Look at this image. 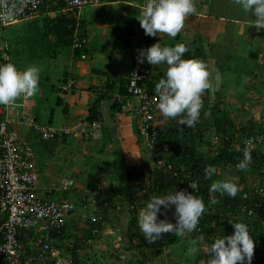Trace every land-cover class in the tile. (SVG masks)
Segmentation results:
<instances>
[{"label":"trees","instance_id":"trees-1","mask_svg":"<svg viewBox=\"0 0 264 264\" xmlns=\"http://www.w3.org/2000/svg\"><path fill=\"white\" fill-rule=\"evenodd\" d=\"M61 3L62 1H59L58 5ZM47 5L50 12L58 10L54 17H51L49 13H41V15L30 20L27 24V30L31 31V35L28 37L32 41L28 45L33 47L32 50H35V55L31 59L36 61L47 57L57 58L62 51L67 50L69 53L66 61L67 66L54 76V81L51 84H49L50 80L48 77L46 81L41 77L40 82L44 83H39V87L41 85L43 88L45 87L47 94L46 96H41V102L38 103L39 106L32 120L34 124L32 127L27 123L31 116L30 109H23L21 106L20 115L16 114L18 110H13V116L8 115L5 110L2 117L4 118L7 114L20 131L22 130L26 137L33 141V147L37 152L48 154L50 159L56 155H61V163H58L59 168H63L69 163L70 165L76 164L77 158L78 160L79 157L81 158L78 164L82 170L80 175L74 180L73 191H76L77 196L83 200V204L86 203V206L89 209H93L97 216L95 220L88 216L87 220L80 221L78 224L80 225L79 229L76 230L74 237L72 236L71 238L77 239L82 243L88 239L92 242L100 241L102 236L104 237L103 234L106 233L108 223H112V228L114 227L115 230L119 228L117 231L119 233L114 237V243H122L123 241V246H126L129 251L134 249L152 251V253H156L154 257L159 260L163 259V253L165 252L169 255L170 261H175V264H178L179 260H183L181 262L184 264H209L212 254H208V248L204 240L207 237L210 240L220 235L233 234V223L243 222L249 226L250 233L256 244L252 264H264V196L255 193L245 199L242 194L232 198L227 195L221 196L218 192H210L211 184L219 180L218 178L222 175L224 176V173L233 174L237 172L243 175V171L238 170L236 164L243 159L245 151L250 152L252 156L250 171L257 177L255 180L259 185L264 186V149L257 148L255 150L256 146L251 149L249 145L244 146L241 144L240 146L238 143V149L230 150L232 147H230L232 133H235V135L238 133L241 136L250 135L252 133L251 127L254 128L257 125L247 126L241 124L239 128L236 126L239 121L233 117L237 116L233 109L235 104H232L227 112L224 109L217 108V106L211 107L208 100H203L204 106L201 109V116L194 128L182 125L180 118L179 125L170 124L161 131L157 138L151 137L146 143H143L142 151L147 152L146 155L143 157L138 156V159L133 163L132 160L135 159V155L138 153H131V150L128 152V156L118 153L115 155L114 160H104L102 162L104 163L103 166L102 163L96 165L99 178H95L93 173H96V171L91 174L90 171L96 168L88 166V164L85 165L83 160L90 153L105 155L109 153V148L115 149L116 152L122 149V146L116 142L115 136L106 127L102 106L105 101L113 104L111 107L113 109L119 105L117 100L114 99L113 91L119 88L118 92L125 94L129 83L128 77H118L116 80L106 79L105 83L92 85L91 89L87 91L88 94L91 91L93 92H91L89 105H87V109L85 108L86 110L83 108L86 113L77 114L76 107H78L79 102L70 97L79 90L77 88L79 81L73 77L72 71L75 72V70L72 69L77 66L78 62L86 63L99 59L98 57H88L91 51L97 48L95 43L97 41L94 40V37L90 38L88 19L83 16H77L76 13L71 11L62 12L59 10V6L53 4L52 1H49ZM108 12L112 14L109 19H113V16L117 14L112 9H109ZM9 28L12 29V27L2 26L0 22V29L4 30V41L8 44L10 39H12L15 42V46L19 45L25 37H20L21 34L17 32L18 30H13V32ZM115 34L120 39L118 33ZM263 36L261 35V37ZM147 40L151 45L160 42L162 46H165L161 42L160 37L147 35ZM115 46L121 47L118 43ZM112 48L115 47L112 45ZM14 53L18 54L19 51ZM251 56L257 58L259 54L252 52ZM183 58L201 59L210 66L206 55L199 49L194 51L189 49ZM9 62H14L20 70L26 69L23 66L22 58L12 57V53L6 51L4 56L0 57V64ZM142 64L149 67L154 66L155 74L148 73L150 79L148 91L154 92L155 85L160 81L158 77L166 73L164 65L163 63L151 65L146 59ZM231 64L218 62V68L220 70H231V66H233ZM133 73L134 69L131 68L128 75L132 76ZM139 73L142 72L140 71ZM236 73V85L242 81V77L247 79L249 76L253 77L255 81L259 80L262 82L261 75L254 68H243V72H239L237 69ZM94 74L96 76L100 75L97 72H94ZM100 78L104 79L103 76ZM81 92H83V89H81ZM52 98H54L53 106H51L52 103L50 101ZM22 100L23 98L17 99L14 102L15 105H18V102ZM237 102L241 103L238 99ZM120 109L119 105L118 110ZM263 124L264 119L260 128H263ZM34 126H39V129L34 128ZM43 129L50 132L49 137H44L45 131ZM210 130H213V132L210 133ZM213 136L221 138V142L222 138L226 139L228 136L231 138L224 142V149L220 146L218 155L205 150V147L210 145ZM140 137L143 136L140 135ZM142 139H137V143L144 142ZM127 157L131 158V161H127ZM158 162L163 163L160 164ZM132 164L133 167L131 168ZM209 165L214 166L217 172L210 179H207L205 178L204 169ZM220 168L222 172H220ZM123 176L125 180L121 186L113 188L114 180H121ZM244 176L245 174L242 176L243 179ZM103 178L108 180V184L107 187L102 189L99 188V185L102 184ZM147 180L150 182L147 183ZM193 182L197 183L196 189L190 187ZM80 188L87 189L82 191ZM246 188L249 187L247 186ZM175 190H185L203 198L206 211L201 216L194 232L186 233L182 238L176 237L173 233H165L162 234L161 239L154 243H149L143 237V233L138 226L139 211L153 196L164 195ZM247 191H250V189L245 190V192ZM212 200H215L216 203H211ZM245 208L254 210L253 216L248 217L247 211H243ZM125 211L128 214V221H126L124 230H121V224L118 226L115 222L119 220L113 218V215L121 216ZM5 218V214L0 209V240L3 236ZM159 218L175 223V207L173 206L172 209L168 210L166 215L162 213ZM67 224L69 226L72 224L70 218L67 220ZM66 230L67 227L59 232L54 230L51 235L56 243H59L58 241L62 242L68 237ZM201 236L204 237L202 242L198 239ZM79 241L78 243L80 244ZM194 241L196 246L199 247V251L190 253L189 249L193 247ZM100 246L108 247L110 243L104 242ZM177 246L180 247V253L175 251ZM77 248L75 247L72 250V256L74 264H81ZM22 250L24 251L25 249ZM139 260L138 263L141 264L142 262ZM149 261L153 262L152 264H158L152 258Z\"/></svg>","mask_w":264,"mask_h":264},{"label":"clouds","instance_id":"clouds-1","mask_svg":"<svg viewBox=\"0 0 264 264\" xmlns=\"http://www.w3.org/2000/svg\"><path fill=\"white\" fill-rule=\"evenodd\" d=\"M20 3H23V0H19V3L14 2V0H0V17L7 19L14 18L19 12L23 11ZM101 3L102 0L99 5ZM235 3L238 4L244 10V12L254 14L256 19L254 20L255 22L253 25L258 29L261 35H264V0H235ZM196 11L197 8L195 0H145V6L139 21L141 27L145 30L146 35L153 37L156 36L158 38V33H164L169 37L175 38L182 32V29H184L186 18L189 15L195 14ZM30 20H21L13 24L6 25L5 27L13 28V26L19 23H29ZM229 23L231 24V22ZM262 38L264 39V36ZM188 51L189 49L185 43H176L175 46H162L160 42L154 45H151L148 42L138 53L133 55L134 62L132 64V68L134 69V72H140V69L144 68L150 70L149 74H155L154 66L149 67L142 63L145 62V59L151 65H160L163 63L166 73L163 74V76L158 77L160 81L155 85V91H148V87H150V79L148 77L149 80L140 78L136 79L137 85L141 88V92H136V87L131 84L132 79L134 78L133 73L132 76H127L129 83L127 85V92L125 94L119 93L116 90L113 91L114 99L117 100L121 109L118 110L119 105L116 107L117 109L111 108L113 104H110L107 101H105L103 104V106L105 105L109 110L115 111L117 113H122L125 109L124 106L128 107L125 113L128 114L129 112L133 116L134 133L136 138H144L142 139L144 142L138 143L137 157H143L141 153L143 150V143H146L151 137L157 138L161 131L166 129V126L170 124L179 125L180 118V123L182 125H186L188 128H194L200 119L201 109L204 106V101L208 100L211 107L217 106V108L224 109L227 112L229 111L232 104L236 105L238 103L236 96L234 95L235 89L232 87V91L224 90V87L222 86L224 78H219V75L224 74L226 70H220L218 68V63L210 64L209 62L210 66H208V64L201 59L183 58L184 54ZM262 55H264V53ZM136 56H139V62L141 66L140 69H137L136 67ZM40 73L41 69L37 65H31L24 70H20L14 62L0 64V106L3 108L4 112L5 105L11 104L8 111L9 113L7 114L13 116L14 113L12 106L15 105L14 102L21 97L24 98L21 102H18V105L23 109L29 110L28 97L34 96L38 92L39 82L41 79ZM145 93L150 97L158 95L159 103L157 109L154 107L151 109L149 108V112L152 114V117L148 119L150 127H148L146 131H143L141 124L142 118L145 117V113L142 107L145 104V100L141 95H145ZM25 103L27 104V108L24 106ZM233 109L235 110L236 115L239 116V110H237L235 106ZM244 112L245 109L242 112V116L244 117L241 118L240 121L239 117H233L239 121V124L236 125L239 128L241 127V124L247 126L257 125L254 128L251 127L250 130H252V133L250 135L241 136L238 133H236V135L235 133H232V139L228 136L226 139L222 138V142L221 138L213 136L210 145L205 147V150L209 151V153L218 155L220 146L223 148L224 142L228 141L229 139H231L230 147L232 146L230 150L235 148L238 149V143L240 146L241 144L247 146L249 145L250 141H253V145H249L251 149L255 146V150L257 148L264 149V124L263 128H260L264 117L262 120H254L246 116L247 111L245 114ZM20 113L21 112L19 110L16 112L17 115H20ZM33 119L34 118L31 116L29 117V120ZM10 127L11 129L17 128V130L21 133V136L26 137V134H24L22 130L20 131L12 119H10ZM73 130H75V128H73ZM212 132L213 130H210V133ZM114 134L115 132L113 135ZM120 135V133L114 135L116 142ZM140 135L143 137H140ZM137 152L134 151L135 154ZM46 156L47 159L44 162L38 163L37 165L36 170L39 173V177H41L43 172L48 171V167L51 166L48 154H46ZM158 163L162 164L163 162ZM251 163L252 156L250 152L245 151L243 159L236 164V168L240 171H243V175L245 174L244 179L242 178L243 175L241 173L235 172L233 174H229L223 172L224 176L221 174L222 176L220 175L221 177L218 178L219 180L214 181L211 184L210 192H218L221 196L227 195L232 198L242 194L243 198L245 199H248L249 196L255 193H259L264 196V186L259 185V183L255 180L257 177H255L250 171ZM132 167L133 164L131 168ZM52 171L53 170H50L49 172L52 173ZM216 172L217 169L214 166H207L204 169L205 178L210 179L214 174H216ZM220 172H222L221 168ZM106 180V178L102 179V184L99 185V188L103 189L104 187H107L105 184ZM148 182L150 181L147 180V183ZM73 185L74 179H62L61 186L57 189L59 191V196L55 198L53 196L55 189L53 187H40L39 181V191L40 189H43L45 196L48 194L46 191L51 190V194L48 195H50L52 199L59 201V203L67 202L72 205V207L66 211L65 224L61 229H59V231H62L63 228L68 227L67 220H69L70 215L75 211H81L85 220H87L88 216L95 220L97 216L93 209H89L86 206V203L83 204V200L80 199L79 196L73 197L68 195V193L73 194ZM112 186L113 188H119L121 184L119 180L115 179ZM247 186L249 188H246ZM190 187L192 189H196L197 183H191ZM86 189L87 188H80L82 191H86ZM248 189H250V191L245 192V190ZM211 203L214 204L216 201L212 200ZM173 206L175 207V223H172L167 219L159 218L162 213L166 215L168 210L172 209ZM205 211L206 205L203 198L196 196L193 193H188L185 190H175L164 195L153 196L150 200H148L146 205L139 211L138 226L140 231L143 233V237L149 243H154L155 241L161 239L162 234L165 233H173L176 237L182 238L186 233H192L197 229L199 220ZM243 211H247L248 217H251L254 214V210L252 209L248 210L245 208ZM108 224V227L112 228L113 224ZM5 227L6 226L4 225V228ZM233 227V234L226 236L220 235L210 240H208L209 237H207L206 240H204V243H206L208 248V254H212L209 264H252L256 244L253 236L250 233L249 226L243 222H234ZM114 231L116 236L119 233L117 232L118 229H114ZM53 232L51 234H53ZM110 232L111 230H106V233L103 234L104 237L102 236L100 241L92 242L90 239H88L83 243L77 239L71 238L73 235L70 237L68 235L65 240L62 242L58 241L59 243H56L52 238V235H50L49 243L53 248L54 255L53 257L50 255L46 257L49 259L47 264H54V261L57 259L62 264H64V262L66 264H74L72 250H74L75 247H78L76 250L78 257L81 260V264H140L138 262L135 263L132 260H129V258L132 257L131 253L133 251L126 249V246H123V241L122 243L115 244L111 236H109ZM66 233L68 234V230H66ZM108 233L109 235H107ZM29 235L34 236L35 233L31 231ZM30 236L29 238H31ZM198 239L202 242L204 237L201 236ZM104 242L110 243V246H100V244ZM25 245L27 246V249L29 248V250L34 249L31 241L29 240L25 243ZM119 248H122L123 253L120 252L121 249ZM88 249L92 250V253H94L93 256H88L86 254L83 255V252L87 251ZM198 251L199 247L196 246V242L194 241L193 247L189 249V252L196 253ZM37 252L38 250L36 253ZM126 252L130 254V257L127 254V262H125ZM155 254L156 253H154L152 257H145L143 259L137 257V261L140 259L139 261L142 262L141 264H152L153 262L149 261V259L152 258L155 260ZM129 261L131 263H129ZM169 262L168 264H175V261Z\"/></svg>","mask_w":264,"mask_h":264},{"label":"crops","instance_id":"crops-1","mask_svg":"<svg viewBox=\"0 0 264 264\" xmlns=\"http://www.w3.org/2000/svg\"><path fill=\"white\" fill-rule=\"evenodd\" d=\"M218 1L219 0H195L197 11L195 14L189 15L186 18L185 27L184 29H182V32L175 38L169 37L164 33H158V38H161V42L164 43L165 46H175L176 43H185L191 51L198 49L201 50L202 53L206 55L207 60L208 62H210V64L218 63V56L215 52L214 47L215 37L219 36L220 34L223 40H227L226 30L229 25H234L236 31L242 34L239 37L246 36L247 39L249 38L250 44L252 45L245 51H241L239 53L237 51L236 53L234 52V50H236L235 48H233L231 51L229 47L228 55L235 63H232L233 66H231V70H225L226 72L231 74V82L232 84H234L237 76V69L239 72H243V68H245V64L243 62L237 65V61L239 60L238 57H241L243 60L246 58L248 59V57L254 58L251 56V53L254 52L259 54V56L255 59H258L260 57L264 58V55H261L264 53V39L261 37L258 29L253 25V23L255 22L254 20L256 19L254 14L244 12V10L238 4H236L237 10H240V12L236 13L237 10L235 9L234 12L229 13L227 10L220 9ZM232 1L235 2V0H225L223 2L225 3V6L230 7L231 5H235L234 3H232ZM144 6L145 0H106L102 1V3L98 7H101L102 9H105L107 11L109 9L114 10L117 13L114 15L115 17L113 16V19H110L107 22H100V16L89 19L88 29L91 36L90 38L94 37L95 41H104L107 37L111 36L116 40L118 38L115 33H118L122 42L119 43V45H121V47L119 48L116 46H114L115 48H111L109 46L106 47L105 50H101V52L96 51L95 53L99 55L98 60L91 61L89 64L78 62L75 72L72 71L73 77L77 81H79V84L77 86L79 90L75 94H73L72 97H70L79 102L78 107H76L77 114L86 113L84 111L87 109V105H89V99L91 98L92 92L90 90L91 92H89L88 94L87 91L91 89L92 85L105 83L107 81L106 79L116 80L118 77L126 78L128 76L129 70L132 68V64L134 62L133 55L135 53H138L141 48L148 43L145 30L141 27L139 21ZM229 22H231V24ZM239 37L233 36V34L231 33L230 40L228 38L227 41L234 42ZM230 46L231 48L234 47L233 44H230ZM105 54L109 57L106 68L103 62L106 60ZM227 64L230 65V62H228ZM254 70L257 72L256 69ZM94 72H97L100 75L96 76ZM101 76H103L104 79H101ZM224 77V74L219 75V78ZM239 84H241V81ZM81 89H83V92H81ZM119 90V88H116L117 92ZM43 92V96H46L47 92L45 90V87L43 88ZM237 97L238 96H236V99H238L239 102L244 101L243 99ZM245 100H247V98ZM239 105L240 104L237 103L235 105V108ZM83 108L86 109L83 111ZM124 108V110L122 109V113H117L115 111L109 110L108 107L104 105L103 111L105 116V124L109 132H111L112 134L114 132V135H117L119 133L121 134L117 142L122 147L125 144V148L128 151L131 150V153H133L134 151L137 152L138 150L137 138L134 133V119L131 113H125L128 107L124 106ZM136 159H138L137 156ZM78 162H80V160H78L77 158L76 163L78 164ZM77 166L78 165L74 164L70 165V169ZM81 170L82 169H78V171L75 170L74 173L80 175ZM105 184H108V180L105 181ZM72 196L77 197L76 191L73 192ZM127 215L128 214L126 211L121 216L113 215V218L121 220L119 222L115 221L118 226L121 224V230H124V227L126 226L125 220H128ZM70 219L72 220V224L70 226L68 225L67 227L69 237L74 235L73 233H76V230L79 229V222L85 220L84 216L79 210L73 212L70 215ZM106 230H111L110 235L109 233L107 235L111 236L112 240L114 241V228L108 227ZM84 254L88 256L94 255V253H92V250L89 249L87 251H84L83 255Z\"/></svg>","mask_w":264,"mask_h":264},{"label":"built area","instance_id":"built-area-1","mask_svg":"<svg viewBox=\"0 0 264 264\" xmlns=\"http://www.w3.org/2000/svg\"><path fill=\"white\" fill-rule=\"evenodd\" d=\"M49 1L59 6L60 11H71L77 16L84 7L99 5L101 2V0H23V3H20L23 11L12 19L0 17L1 25L30 20L41 13H49L51 17H54L58 10L50 12L47 5ZM59 1L62 3L58 5ZM14 2L19 3V0ZM136 59V67L140 69L139 56H136ZM140 70L142 73L134 72L131 82L136 87V92H141L136 79H148L150 72L149 69L141 68ZM141 96L145 100L142 107L145 117L142 118L141 127L143 131H146L150 127L148 119L152 117L149 108H158L159 96L150 97L146 93ZM10 105L4 107L7 113H9ZM24 106L27 108L26 103ZM3 114L4 110L0 106V209L6 214L4 224L6 227L0 241V264H47L49 259L46 257L54 255L49 243L50 235L54 230L59 232V229L63 227L65 213L72 205L52 199L48 195L51 194V190L46 191L47 196L39 193L40 177L36 170L39 152L33 147L32 140L22 137L17 128L11 129L9 116L6 114L3 118ZM27 123L31 127L34 125L32 120H28ZM34 128L39 129V126ZM44 131V137H49L50 132ZM249 145L252 146L253 141H250ZM31 231L35 233L34 236L29 235ZM25 239L31 241L33 250L27 249L25 243L28 240ZM54 264L62 263L57 259Z\"/></svg>","mask_w":264,"mask_h":264},{"label":"rangeland","instance_id":"rangeland-1","mask_svg":"<svg viewBox=\"0 0 264 264\" xmlns=\"http://www.w3.org/2000/svg\"><path fill=\"white\" fill-rule=\"evenodd\" d=\"M106 1V0H104ZM225 0H219L218 4L220 6V9L222 10H227L229 13L234 12V10H237V5L234 1H232V3H234L235 5H231L230 7L225 6V3L223 2ZM240 12V10H237L236 13ZM80 16H83L86 19H91V18H95L96 16H100L99 20L103 21V22H107L109 21L110 17H112V14H110V12L106 11L104 9H102L101 7L98 6H88L84 9L81 10L80 12ZM27 22L25 23H19L15 26H13V28H9L12 31L13 30H18L17 32H19L21 35L20 37H25L23 40H21V43L17 46H15V42L10 39L9 41V45L6 43V41H4V30L0 29V57L4 56V52L8 51L9 53H12V57H16V58H22L23 59V66L24 67H28L31 65H37L40 67L41 69V73L40 76L42 78H44V80L46 81L47 77L50 80L49 84H51L54 81V76L56 74H58L59 72L63 71L66 66H67V57L69 55V53L67 52V50L62 51V53L57 57V58H44L43 60H36L35 59H31L32 56L35 55V50H32L33 47L31 45H28L29 43H32L31 39L28 37L31 35V31L27 30ZM26 28V29H25ZM230 30V31H229ZM221 31V29H220ZM234 31V32H233ZM14 32V31H13ZM220 33V32H219ZM233 34V36L239 37L240 35H242L241 33H238L236 31V28H234V25H229L227 30H226V37L227 40L229 38L230 40V34ZM220 34L219 36L215 37V52L218 56L217 60L219 63H235L231 57L228 55L229 52V47L232 51L233 48H235L236 50H234V52L236 53V51L239 52H243L245 51L248 47H251L252 45L250 44L249 38L247 39L246 36L244 37H239L237 40H235L234 42L231 41H227L226 39L223 40L222 36L220 38ZM10 37V36H9ZM223 40V41H222ZM248 40V42H247ZM222 41V42H221ZM122 40L121 39H116V43H121ZM221 42V43H220ZM96 43L97 48L93 51H91L90 55L88 56L89 58H99V55H97L95 52H101V50H105L106 47H111L112 45L115 46V38L113 39V37L109 36L107 37L104 41L98 40ZM227 45H226V44ZM225 44V45H224ZM229 44V46H228ZM230 44H233L234 47L231 48ZM100 48V50L98 51V49ZM15 51H19L18 54L14 53ZM16 54V55H14ZM106 55V54H105ZM238 61H237V65L241 64L242 62L245 64V68H254L257 70V72L261 75L262 77V82H259V80L255 81V79L253 77H249L246 80L244 78H242L241 84L235 85L232 84V76L231 74H229L228 72H224V79H223V87L224 90H231L232 87L234 90V95L238 96L239 98L243 99L244 101L240 103V105L238 107H236L237 110H239V121L241 118H243L244 116H242V112L245 109L244 114L246 113V116L254 119V120H262L264 117V58H250L248 57V59H242L241 57H238ZM27 60V61H26ZM109 61V57L108 55H106V60L103 61L105 64V68H106V64ZM86 63H90L86 62ZM232 65V64H231ZM249 66V67H248ZM76 67H74L75 70ZM56 82V81H55ZM39 83H44V82H39ZM42 86V85H41ZM262 87V88H261ZM232 89V90H233ZM231 90V91H232ZM231 93V92H230ZM234 96V97H235ZM22 98V97H21ZM24 98V97H23ZM247 98V100H245ZM20 99V98H19ZM41 102V97L38 98ZM51 103L53 106L54 104V98H52ZM44 102V101H42ZM29 104V102H28ZM242 104V105H241ZM13 110H21L19 105H13L12 106ZM40 108V107H39ZM244 108V109H243ZM109 135V134H107ZM122 140V139H121ZM121 146V145H120ZM39 148V147H38ZM111 151V153H110ZM127 151V154H126ZM128 150L125 148V144L123 145L122 149L117 150V152L115 151V149H110L109 148V153L105 154V155H96L95 153H90V155H86L85 159L83 160L84 164H88V166L91 167H95V170H91L90 174L95 172L97 170V164L98 163H102L104 162V160L108 161V160H114L115 159V155H117L118 153H121V155L123 156H128ZM142 156L146 155L147 152L142 151ZM56 155V154H55ZM47 159V156L44 152L39 153V161L38 163L44 162ZM81 158L79 157V160ZM124 159V158H123ZM136 155H135V159L132 160V162L134 163L136 161ZM127 161H131V158L127 157ZM49 162L50 165L48 167V171L43 172L41 174L40 177V187H45V188H50L53 187L55 189L53 196L55 198H57L59 196V191L57 190L60 186H61V180L64 178H68V179H76V177H78V174H75L74 171H78V169H80L79 164H74V165H78L77 167H72L70 169V163L67 164V166H64L63 168H59L58 163H61V155H56L54 158L50 159L49 158ZM68 162H70L68 160ZM55 163H57L55 165ZM104 165V163H102V166ZM44 168V167H43ZM63 169V170H61ZM100 169V168H99ZM53 170L52 173H50L49 171ZM98 171H96V173H93V176L95 178H99V173ZM125 180V177H121V180L119 179L120 184L123 183V181ZM44 190L40 189V193H43ZM69 196H72L71 193H68ZM109 237V236H108ZM177 248V249H175ZM175 251H180V247H175ZM121 249V253L122 252V248ZM147 252V255H146ZM180 253V252H179ZM130 257V254L128 252H126V257H125V262L128 261V256ZM132 257L129 258V260L133 261V262H138L137 261V257H140V259L143 258H148V257H152V255H154V253H152V251H148V250H136L134 249L133 252L131 253ZM146 255V256H145ZM163 259H156L155 257V261L156 263L158 262V264H163V263H167L170 261L169 259V255H167L165 252L163 254ZM133 258V259H131ZM166 259V260H165ZM183 259V257H182ZM129 261V263H131ZM183 260H179L178 264H181ZM170 263V262H169ZM151 264V263H150Z\"/></svg>","mask_w":264,"mask_h":264},{"label":"water","instance_id":"water-1","mask_svg":"<svg viewBox=\"0 0 264 264\" xmlns=\"http://www.w3.org/2000/svg\"><path fill=\"white\" fill-rule=\"evenodd\" d=\"M43 95H44L43 88L39 87L38 92L34 96L28 97L29 109L31 111V117L32 118H34L35 111H36V109L39 106L38 105V103H39V99L38 98H40Z\"/></svg>","mask_w":264,"mask_h":264}]
</instances>
